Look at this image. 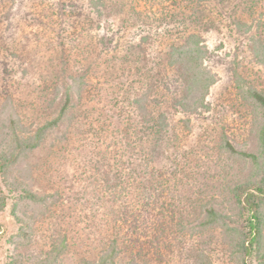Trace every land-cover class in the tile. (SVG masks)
Returning <instances> with one entry per match:
<instances>
[{
    "label": "trees",
    "instance_id": "obj_1",
    "mask_svg": "<svg viewBox=\"0 0 264 264\" xmlns=\"http://www.w3.org/2000/svg\"><path fill=\"white\" fill-rule=\"evenodd\" d=\"M105 1L55 0L52 15L58 26L55 29L61 33L68 27L73 32L72 28L79 22L81 29L88 31L93 22L91 12L100 20L107 5ZM223 5L224 0H172L168 7L158 9L159 17L156 18L149 16L147 11L131 17L135 10L131 8L127 12L125 3L112 7L122 17L114 28L98 37L96 47L100 54L115 55L122 68H131L143 80L145 91L140 99H131L130 106L137 114L117 131L125 136V154L128 158L131 155L134 162L120 161L112 178L101 170L96 190H93L99 191L96 192L98 198L87 200L93 210L94 198L101 202V219H107L104 222L109 224L113 236L105 239V247L94 258L82 257L74 264H171L174 259L177 264H212L204 250L195 247L198 242L194 239H204L210 232H218L221 237L218 242L225 247L234 264H264V90L250 85L243 88L242 84L247 83L234 73L238 97L254 114L250 130L253 148L245 150L224 131L214 141L212 150L218 159L221 156L222 161L237 162L242 169L249 168L243 179L223 187L228 198L220 201L214 196L204 199L195 194L194 198L189 197L187 191L194 185V171L180 170L176 177L180 166L175 168L164 154L175 148L166 138L168 115L162 110L166 102L174 112L189 117L211 111V90L217 79L208 66L214 55L204 41V32L217 28V23L232 24L236 32L246 36L247 50L254 63L264 67V35L251 33L254 27L259 30L264 24V2L249 5L262 10L255 25L235 20L229 11L223 18ZM85 6L93 11L85 15L81 9ZM216 17L219 19L214 20ZM144 31L146 35L141 34ZM139 35V42L134 43ZM58 42L62 72L68 68L72 51L66 49L64 41L58 39ZM147 52L151 56L147 57ZM67 78L69 82L63 87H53L54 98L48 105L42 109L36 104L34 110L42 109V113L49 110L48 106L60 95L62 104L57 115L51 118L38 115L40 122H32L29 126L22 120L25 116L16 113L12 98L3 91L6 97L0 106V212L8 206L15 225V231L7 238L9 247L5 250L4 264H62V256L67 251L66 232L59 237L52 234L53 240L41 256H27L21 252L32 242L35 225L53 217L60 222L57 221L58 225L63 223L65 228L70 227L67 219L55 215L57 200L54 197L59 193L51 189L52 183L47 179L51 167L44 168L42 162L31 163V156L50 133L58 132L64 123L71 124L75 120L70 111L74 106L71 98L74 95L79 102L87 82L83 74L73 76L70 72ZM89 116L84 117L90 124L89 130L108 131L107 124L93 127L101 122L99 115ZM183 122L189 129L190 119ZM55 139L66 140V133H56ZM161 159L166 160V164L171 163L170 169H175L155 167ZM94 171L98 173L99 170ZM32 172L46 177L50 192L38 195L31 189V183L38 180V176L33 178ZM178 187L181 192L176 191ZM108 203L110 207H105ZM4 231L0 222V234Z\"/></svg>",
    "mask_w": 264,
    "mask_h": 264
},
{
    "label": "rangeland",
    "instance_id": "obj_2",
    "mask_svg": "<svg viewBox=\"0 0 264 264\" xmlns=\"http://www.w3.org/2000/svg\"><path fill=\"white\" fill-rule=\"evenodd\" d=\"M54 1L0 0V47H3L0 50V106L5 101L6 94L9 95L16 113L25 116L22 120L26 126L32 122H40L38 115L41 114L48 118L55 117L62 104L60 95L48 106L49 110L41 112L54 98L53 87H63L65 82H69L67 75L70 72L73 76L84 75L87 87L81 94V100L76 102L74 95L71 98L74 106L70 111L75 115V120L71 124L64 123L58 132L50 133L31 156L33 165L42 162L45 164L44 168L51 167L47 179L52 183L51 189H56L60 196L54 197L57 200L55 215L67 219L70 227L65 228L63 223L58 225L59 221L51 217L46 222L35 225L32 242L28 248L21 250L27 256H41L48 250L53 240L52 234L59 237L67 232L69 244L62 256V264H74L82 257L94 258L105 247V239L113 236L109 224L104 222L107 219L102 220L100 216L101 202L95 199L98 198L96 192L99 191L93 190L99 181L97 177L101 170L112 178L120 161L124 163L128 160L129 164L134 162L131 155L128 158V154H125V136L117 131L137 114L135 108L130 106L131 99H140L145 91L143 80L131 68H122L123 65L119 64L115 55L99 53L97 39L114 28L122 17L112 8L114 5L125 3L127 12L133 8L135 11L131 13V17L147 11L149 16L156 18L159 17L158 9L161 6L168 7L172 0H106L107 5L100 20L96 19L91 8L85 6L81 9L86 12L85 15L90 11L93 21L88 31L82 30L78 22L76 28H72L73 32L66 27L67 30L61 33H58V28L55 29L58 27L57 22L52 20ZM252 2L264 0H224L222 12L225 11V16L222 17H227L229 11L235 20L246 24L253 22L255 25L254 21L262 10L250 7ZM216 27L203 33L204 41L214 55L208 66L217 79L211 90V111L199 117H189L174 112L169 108L168 102L163 105L162 110L168 115L166 138L175 145V148L164 151V154L170 158L175 168L180 166L176 177L180 170L195 173L194 185L188 187L187 195L194 198L196 194L204 199L214 196L221 201L229 197L225 195L227 193L223 187L243 179L249 168L242 169L243 166L237 162L230 163L225 159L222 161L221 156L218 159L212 150L214 141L224 131L234 137L245 150L253 148L250 130L254 114L250 106L238 97L234 73L247 83L242 84L243 88L250 85L264 90V67L254 63L247 50L246 36L236 32L232 24L217 23ZM254 32L264 35V24L259 30L254 27L251 33ZM141 34L146 35V32ZM137 37L134 43L139 42L140 35ZM58 39L64 41L66 49L72 51L68 68L64 72H60ZM12 53L16 56H11ZM149 56L151 55L147 52V57ZM42 99L43 103L40 102ZM36 104L42 106L37 112L34 111ZM92 111L101 120L93 127L107 124L106 133L89 130L90 124L84 117L90 115L93 118ZM187 118L190 119L189 129L184 127L183 122ZM107 120L109 122H104ZM62 132L66 133V140H56L55 134ZM171 163L166 164V160L161 159L155 167L174 170L175 168L170 169ZM219 168L225 170V173ZM96 169L99 170L98 173L94 171ZM31 174L33 178L39 175L37 172ZM45 179L44 176H38V180L31 183V189L38 195L51 191ZM178 190L182 191L179 187L176 188ZM94 196L95 210L87 204V200ZM108 206L110 207V203L105 207ZM0 222L5 229L0 234V264H4L5 250L9 247L7 238L15 231L8 206L0 212ZM220 238L218 232L206 233L204 239L194 238L198 242L195 247L204 250L212 264H234L228 258L225 247L219 244ZM177 263V259L171 262Z\"/></svg>",
    "mask_w": 264,
    "mask_h": 264
}]
</instances>
